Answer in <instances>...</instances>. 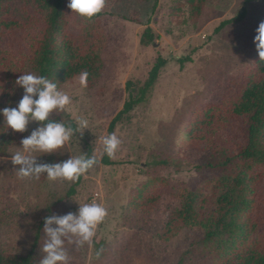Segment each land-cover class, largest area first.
<instances>
[{"label": "rangeland", "instance_id": "rangeland-1", "mask_svg": "<svg viewBox=\"0 0 264 264\" xmlns=\"http://www.w3.org/2000/svg\"><path fill=\"white\" fill-rule=\"evenodd\" d=\"M16 15L21 2L12 0ZM247 10L242 24L228 26L214 35L220 22ZM72 32L99 23L107 34L101 53L103 71L91 89L81 87L79 77L59 90L71 103L50 114V120L77 128L78 119L88 128L76 134L52 154L32 153L38 162L58 163L86 154L99 163L77 182L20 180L11 156L21 144L0 157V251L26 254L32 247L47 207L75 193L58 205L54 215L77 212L79 205L96 202L106 209L90 244L76 247L66 243L69 264H209L197 231H182L169 242L161 239L172 210L179 208L184 191L214 194L218 171L206 167L208 155L187 147L185 127L193 112L206 102L219 103L237 97L244 88V73L253 61L251 45L256 29L264 21V0H207L198 22L189 18L185 0H105V6L91 19L67 15ZM158 57L166 61L154 87L143 103L115 124H110L128 98L130 82L136 95L147 80ZM191 62L180 64V60ZM35 73L27 68L24 74ZM23 95L17 86L13 107ZM38 125L29 123L28 136ZM115 135L120 144L112 158L103 153V139ZM41 155V156H40ZM169 159L170 166L160 161ZM106 162L107 164H105ZM18 167V166H17ZM165 179L170 191L162 195L149 216L127 209L132 189L149 178ZM44 233L34 250L42 257Z\"/></svg>", "mask_w": 264, "mask_h": 264}, {"label": "trees", "instance_id": "trees-1", "mask_svg": "<svg viewBox=\"0 0 264 264\" xmlns=\"http://www.w3.org/2000/svg\"><path fill=\"white\" fill-rule=\"evenodd\" d=\"M10 1L0 0V85L4 88L0 109L13 107L15 81L27 68L56 82L58 89L84 71L89 74L87 89L98 83L103 71L101 53L107 45V34L99 23L72 32L66 19L68 0H19V15ZM152 1L155 6L158 0ZM185 1L190 20L198 22L207 0ZM246 14L242 7L233 18L220 22L214 35L242 24ZM251 50L253 61L244 73L245 86L239 96L199 105L185 127L187 147L206 152V167L220 173L213 181L214 194L184 191L181 206L172 210L161 236L162 241L169 242L182 231L201 233L209 264H264V59H260L254 43ZM165 64L163 58L156 59L136 95L127 82L128 98L110 130L144 102ZM2 120L0 117V157H6L21 144L23 134L7 130ZM159 164L168 167L171 161L165 159ZM74 186L47 207L31 249L26 254L0 251V264H39L42 257L34 250L42 239L44 218L54 215L58 205L75 193ZM169 191L165 179L149 178L130 191L127 209L134 215L149 216Z\"/></svg>", "mask_w": 264, "mask_h": 264}, {"label": "clouds", "instance_id": "clouds-1", "mask_svg": "<svg viewBox=\"0 0 264 264\" xmlns=\"http://www.w3.org/2000/svg\"><path fill=\"white\" fill-rule=\"evenodd\" d=\"M105 6V0H68L67 7L71 14L83 19H91ZM260 59H264V21L256 29L253 39ZM88 72L80 74L79 84L86 87ZM16 86L23 90V95L16 107L0 109L2 123L7 130L24 133L29 123L36 122L37 127L21 140L20 151L11 156V164L20 180H40L44 176L48 181L76 182L89 169L99 163L95 157L82 154L58 163L38 162L32 153L52 154L61 149L76 134L85 131L88 120L78 119L77 128L66 126L63 122L50 120L54 111H62L71 103L70 96L58 89V84L45 76L32 73L20 75ZM4 91L0 85V94ZM103 153L109 158L115 155L120 140L113 134L102 141ZM41 156V155H40ZM18 166V167H17ZM106 209L96 202L79 205L77 212H68L63 216L51 215L44 218V244L41 248L42 259L39 264H68L69 256L65 244L80 247L90 244L97 226L106 216Z\"/></svg>", "mask_w": 264, "mask_h": 264}]
</instances>
